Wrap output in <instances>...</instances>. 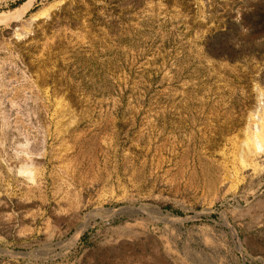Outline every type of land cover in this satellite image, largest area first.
<instances>
[{"label":"rangeland","instance_id":"374dc122","mask_svg":"<svg viewBox=\"0 0 264 264\" xmlns=\"http://www.w3.org/2000/svg\"><path fill=\"white\" fill-rule=\"evenodd\" d=\"M0 264H264V0L0 20Z\"/></svg>","mask_w":264,"mask_h":264},{"label":"bare ground","instance_id":"6f19581e","mask_svg":"<svg viewBox=\"0 0 264 264\" xmlns=\"http://www.w3.org/2000/svg\"><path fill=\"white\" fill-rule=\"evenodd\" d=\"M34 0H29L27 3H25L23 6H21L20 8L14 10L13 12H8V13H0V20H13V19H17L22 17L29 9V7L31 6L32 2ZM259 132V131H258ZM259 138V137H258ZM257 145L259 147V149H262V144H260V141L257 139ZM27 171V170H26ZM29 173H31V170L28 171ZM28 173V174H29ZM32 177V176H31ZM143 208V207H142ZM115 211V210H114Z\"/></svg>","mask_w":264,"mask_h":264}]
</instances>
